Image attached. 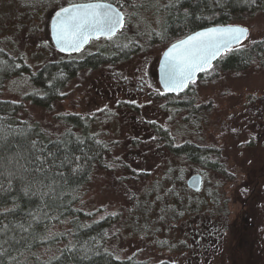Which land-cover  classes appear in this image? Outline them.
I'll return each instance as SVG.
<instances>
[{"label": "rangeland", "instance_id": "374dc122", "mask_svg": "<svg viewBox=\"0 0 264 264\" xmlns=\"http://www.w3.org/2000/svg\"><path fill=\"white\" fill-rule=\"evenodd\" d=\"M69 1L74 0H0V52L14 61L1 82L0 98L17 102L19 114L38 120L51 134L70 125L63 121L65 114L80 115L105 143L104 160L79 204L95 218L110 214L114 219L108 246L121 257L149 264H264V66L209 69L179 97L194 98L202 107L188 114L164 96L159 83L161 54L176 40L158 33L165 19L159 1L121 0L127 19L118 35L137 36L138 47L119 44L109 53L112 40L98 39L86 54L74 56L57 49L50 33L51 16ZM231 23L249 27L243 43L264 38V10ZM151 29L157 37L140 36ZM62 61L70 62L69 70L47 95L34 78L46 63ZM158 125L176 136L174 144L190 138L222 147L231 177L208 170L204 190L193 197L199 209L173 207L176 198L154 190L162 184L167 162L176 159ZM178 161L184 168L178 188L185 194L187 178L199 167ZM207 189L215 195L208 203ZM205 230L210 232L204 238Z\"/></svg>", "mask_w": 264, "mask_h": 264}, {"label": "trees", "instance_id": "16d2710c", "mask_svg": "<svg viewBox=\"0 0 264 264\" xmlns=\"http://www.w3.org/2000/svg\"><path fill=\"white\" fill-rule=\"evenodd\" d=\"M76 1L83 0L68 3ZM110 1L124 10L121 0ZM154 1L162 4L160 8L165 14L158 33L165 37L176 36V39L204 26L231 23L264 10V0H183V4H177L175 9L165 7L169 0ZM185 10L189 13L187 17L184 15ZM123 29L125 27L120 32ZM139 33L148 41L157 37L154 29ZM136 37L117 34L113 38H107L112 40L109 53L119 44L127 48L138 47L140 44ZM253 41L256 43H252ZM253 41L242 43V50L239 52L223 54L213 63V67L238 72L251 65L264 66V38ZM87 62L91 61L87 59ZM13 65V59L0 52V85ZM69 65L70 62L67 61L47 63L34 79L43 84L44 92L49 95L55 91L56 85L62 83L63 73L69 70ZM205 74L201 73L199 78ZM189 90L190 87L182 93H170L166 96L172 98L179 109L186 110L188 114H198L202 107L195 103L194 98H179ZM18 111L17 102L0 98V129L9 146L0 152V172L3 173L0 175V191L9 189L11 185L6 198L0 202V228L8 225V236L25 238L19 246L9 250L8 264H149L147 260L135 256L117 255L108 246L110 225L114 219L110 214L95 218V212L85 210L79 204L85 186L107 152V146L90 130L89 123L80 115L65 114L63 121L70 125L62 132L51 134L38 120L24 117ZM156 129L176 159L167 162L162 184L154 190H162L166 195L176 198L170 203L173 207L188 212L199 209L200 205L193 199L198 191L191 190L186 185L184 194L178 188L182 184L180 175L184 170L178 160L183 158L195 162L204 181L207 180L208 170L230 178L231 172L222 147L190 138L174 144V134L161 125L156 126ZM18 130H24L25 135H20ZM37 156L43 163L36 161ZM38 167L40 171L35 170ZM204 188L205 183L201 190ZM204 194L207 203L215 197L208 189ZM216 194L219 196V193ZM218 199L216 197V201ZM13 208L16 209L15 213L6 212ZM209 208L211 207L205 209ZM213 209L224 212V216L226 214L221 207ZM28 212L39 217L40 222L33 223L28 232H22L14 225L24 224L27 228L28 221L32 220L27 215ZM208 232L210 231H204V238ZM157 264L174 263L164 260Z\"/></svg>", "mask_w": 264, "mask_h": 264}, {"label": "snow or ice", "instance_id": "6c2138e0", "mask_svg": "<svg viewBox=\"0 0 264 264\" xmlns=\"http://www.w3.org/2000/svg\"><path fill=\"white\" fill-rule=\"evenodd\" d=\"M177 4L182 5L183 0H169L165 7L175 9ZM184 15L185 17L189 15L187 10ZM124 26V13L111 3L73 4L70 7L61 8L56 13V19L53 21V35L61 52L80 51L93 36L111 38ZM248 34V29L244 26H214L188 35L186 39L179 40L178 43H173L165 53V63L161 66L165 89L178 93L187 88L190 83L195 84L196 73H207L209 69H213V60L222 54L241 51L240 46L248 38ZM233 46L236 48L234 49ZM18 131L20 135H25L24 130ZM2 132L3 130L0 129V152L9 147ZM32 147L34 148L35 144ZM48 155L52 154L48 153ZM36 161L43 163L38 156ZM35 170L40 171L41 169L38 167ZM0 175L3 173L0 172ZM10 187L11 185L9 189ZM9 189L0 191V202L6 198ZM25 195H27V189H25ZM6 212L15 213L16 209H9ZM27 215L32 217V220L28 221L27 228L24 224L14 225L22 232H28L33 223L40 222V218L34 216L32 212H28ZM8 231V225L0 228V264H8L9 250L19 246L25 239L8 236ZM11 259L16 258L11 257Z\"/></svg>", "mask_w": 264, "mask_h": 264}, {"label": "water", "instance_id": "95a60500", "mask_svg": "<svg viewBox=\"0 0 264 264\" xmlns=\"http://www.w3.org/2000/svg\"><path fill=\"white\" fill-rule=\"evenodd\" d=\"M95 2L111 3L113 6L118 7V8L124 13V11H123V10H122L117 4H115L114 2H112V1H110V0H83V1L71 2V3H68V4H65V5L61 6L60 8H58V9L53 13L52 18H51V21H50L51 37H52L53 43H54V45H55V47H56L57 49H59V48H58L57 45H56V40H55L54 35H53V21L56 19V13H57L61 8H63V7H70V6L73 5V4H88V3H95ZM124 15H125V13H124ZM228 25H239V26H244V27H246V28L248 29V32L250 31V29H249L248 26H245V25L240 24V23L211 24V25H208V26H204V27L198 28V29H196V30H194V31H192V32H190V33H188V34H185V35H183L182 37H180V38L176 39L175 41H173L169 46H167V47L165 48V50L162 52V54H161V57H160V60H159V66H158L159 80H160V84H161V86L165 89V87H164V83H163V81H162L163 71H162V67H161V66L165 63V59H166V57H165V53L168 52V49L171 47V45H172L173 43H178L179 40L186 39L188 35L194 34L195 32H197V31H201V30H203V29H205V28H208V27H214V26H228ZM120 30H121V29H120ZM120 30H118V31H120ZM117 33H118V32H117ZM248 35H249V34H248ZM99 37H106V36H99ZM99 37H98V38H99ZM95 38H97V37H96V36H93V37H92L87 43H85V44L82 46V48L85 47L86 45H88L89 42H90L92 39H95ZM82 48H81V49H82ZM72 52H74V51H72ZM66 53H70V52H66ZM222 55H223V54H222ZM222 55H221V56H222ZM221 56H220V57H221ZM220 57H218V58H220ZM218 58H217V59H218ZM217 59H216V60H217ZM216 60H213V61H212V64H213ZM201 73H203V72H197V73H196V76H195V79H196ZM185 89H186V88H185ZM185 89H184V90H185ZM165 90H166V89H165ZM166 91H168V90H166ZM168 92H171V93H177V92H172V91H168ZM180 92H182V91H180ZM178 93H179V92H178ZM203 180H204V178H203V174L200 173V172H195V173L191 174V175L187 178L186 181H187V185H188L190 188H192V189L195 190V191H199V190L202 189V186H203Z\"/></svg>", "mask_w": 264, "mask_h": 264}, {"label": "flooded vegetation", "instance_id": "af4514ba", "mask_svg": "<svg viewBox=\"0 0 264 264\" xmlns=\"http://www.w3.org/2000/svg\"><path fill=\"white\" fill-rule=\"evenodd\" d=\"M66 4H67V3H66ZM64 5H65V4H64ZM122 10H123V9H122ZM123 11H124V10H123ZM124 13H125V25H126L127 14H126L125 11H124ZM51 18H52V16H51ZM51 18H50L49 22L51 21ZM36 21H37L38 23L42 22L41 20H40V21H39V20H36ZM40 25H42V24H40ZM124 27H125V26H124ZM124 27H123V28H124ZM119 32H120V31H118V33H119ZM50 33H51V30H50ZM118 33H117V34H118ZM117 34H116V35H117ZM116 35H115V36H116ZM113 37H114V36H113ZM113 37H111V38H113ZM51 38H52V37H51ZM107 38H108V37H99V38H95V39H92V40L89 42V44L92 43V42L95 41V40H98V39H107ZM52 41H53V40H52ZM53 44H54V43H53ZM89 44H88V45H89ZM88 45H86L85 47H83L82 49H80V51H74V52H70V53H68V54H71V55H73V56H74V55H78V54H80V53L82 54V53H84V52L86 51V49H87L86 47H87ZM65 53H66V52H65ZM86 53H87V52H85V54H86ZM96 53H97V52H96ZM96 53H95V51L92 52L91 54L89 53V54H87V55L85 56V58H83V59H84L85 61H87V59H90V57H92L91 55L96 54ZM72 59H73L72 62H74V63H75L76 60H77V59L74 58V57H73ZM46 64H47V63H46ZM46 64H45V65H46ZM45 65H44V66H45ZM44 66H43V67H44ZM43 67H42L40 70H42ZM40 70H39V71H40ZM158 77H159V72H158ZM197 78H199V76H198ZM158 79H159V78H158ZM128 81H130V79L123 80L124 83H125V82H128ZM128 83H132V82H128ZM159 83H160V80H159ZM191 85H192V83H190L188 87H191ZM160 86H161V84H160ZM188 87H187V88H188ZM187 88H186V89H187ZM161 89L163 90V94H164V96H166V94H170V93H171V92L166 91L162 86H161ZM186 89H185V90H186ZM183 91H184V90H183ZM183 91H182V92H183ZM182 92H179V93H182ZM179 93H175V94H179ZM203 186H204V180H203ZM203 186H202V188H203Z\"/></svg>", "mask_w": 264, "mask_h": 264}]
</instances>
